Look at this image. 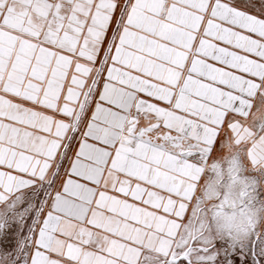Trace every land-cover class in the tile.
<instances>
[{"label":"snow or ice","instance_id":"obj_1","mask_svg":"<svg viewBox=\"0 0 264 264\" xmlns=\"http://www.w3.org/2000/svg\"><path fill=\"white\" fill-rule=\"evenodd\" d=\"M0 264H264V0H0Z\"/></svg>","mask_w":264,"mask_h":264}]
</instances>
